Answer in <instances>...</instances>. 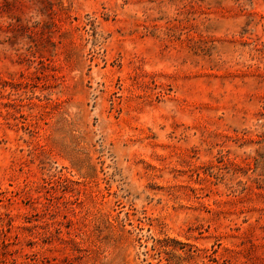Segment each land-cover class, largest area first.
I'll use <instances>...</instances> for the list:
<instances>
[{
    "label": "rangeland",
    "instance_id": "1",
    "mask_svg": "<svg viewBox=\"0 0 264 264\" xmlns=\"http://www.w3.org/2000/svg\"><path fill=\"white\" fill-rule=\"evenodd\" d=\"M0 264H264V0H0Z\"/></svg>",
    "mask_w": 264,
    "mask_h": 264
}]
</instances>
